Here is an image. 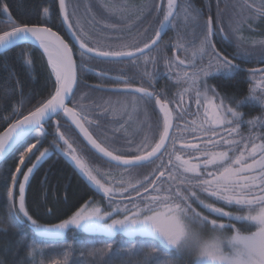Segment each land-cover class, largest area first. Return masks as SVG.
Segmentation results:
<instances>
[{
    "label": "snow or ice",
    "instance_id": "1",
    "mask_svg": "<svg viewBox=\"0 0 264 264\" xmlns=\"http://www.w3.org/2000/svg\"><path fill=\"white\" fill-rule=\"evenodd\" d=\"M0 16V234L12 264H264V0H40L20 19L0 0ZM37 51L41 92L18 75L38 82ZM246 104L260 115L245 119ZM52 157L93 195L65 208L50 166L34 205ZM192 225L213 238L199 253ZM69 232L102 239L73 258Z\"/></svg>",
    "mask_w": 264,
    "mask_h": 264
},
{
    "label": "trees",
    "instance_id": "2",
    "mask_svg": "<svg viewBox=\"0 0 264 264\" xmlns=\"http://www.w3.org/2000/svg\"><path fill=\"white\" fill-rule=\"evenodd\" d=\"M40 0H7V3L9 4L10 10H12L13 16L17 19H20L22 16L27 17L28 15H31L34 10L37 8ZM4 19V17L0 16V20ZM62 34H64L62 32ZM66 39L70 41L68 36H65ZM71 42V41H70ZM35 62H36V71L33 73V77L38 80L37 83H32L27 79V77L23 74V72L18 71V75L22 80H25L26 82V90L29 88H34L37 92H41V89L43 88V85L45 83V77H44V59L41 58V54L39 51L35 52ZM46 59V58H45ZM94 64L97 62H93ZM99 67H108V65L99 64ZM161 71H163V68L161 67ZM7 77V72L2 66V62H0V95L3 94V85L4 81ZM85 79H87L89 82H94V78L91 74H88L85 76ZM167 84L166 79H162L158 87H163ZM227 90L232 89L233 85L230 86L229 83L226 82ZM234 88V87H233ZM241 91H244V84L238 87ZM175 91V89H173ZM232 91V90H231ZM43 94V93H41ZM95 95L100 96L104 95L103 93H95ZM17 100V97L13 95L11 99L7 100V105L11 106L12 104H15ZM7 113H5L6 115ZM65 131L68 133V135L74 139L77 140L80 147H83L82 139L77 135L76 132L72 131L71 129H65ZM47 147V144L44 145ZM22 150V149H21ZM34 159V157H33ZM98 164H103L102 161H96ZM14 164L13 159H7L6 163L4 164V167H9ZM52 167V173L53 175L50 177V183L55 186L57 180H59V192L58 195H63L64 192V186L67 185V190L70 195V199L68 202V205H65V208L70 206L71 204H74L77 200H80V202L83 201V199H87L88 196L93 195V192L90 190V187L85 183L84 180L81 179L79 175H77L71 164L65 160V158H58V157H52L49 159L46 163L43 164L40 171L37 173L36 178L32 182V187L28 192L29 200L35 205L42 197V193L39 188V181L43 176L44 170L48 169L49 167ZM107 167V165H104ZM3 211V189L0 187V212ZM42 222H48L47 220H44ZM101 237H97L94 235H89L85 233H77L75 236V240L73 239V234L69 232L67 234V243L73 244L74 246V254L73 258H79V254L82 251H86L87 248L92 247V244H88L86 242L93 241V240H100ZM117 240L123 239L121 236L116 237ZM95 247H100L101 244L96 243L94 245ZM15 249L12 246L11 238L5 237L3 234H0V258H2L5 261V264H12V261L16 258L14 255ZM54 254V253H53ZM192 257L185 256L182 259H180L179 264H192ZM82 264H84V261L82 260Z\"/></svg>",
    "mask_w": 264,
    "mask_h": 264
},
{
    "label": "flooded vegetation",
    "instance_id": "3",
    "mask_svg": "<svg viewBox=\"0 0 264 264\" xmlns=\"http://www.w3.org/2000/svg\"><path fill=\"white\" fill-rule=\"evenodd\" d=\"M258 31H264V26L258 28ZM168 35H171V33L169 32ZM165 39H167V36H165ZM162 79H164V78H161L160 79L159 84H160V82H161ZM210 82L211 83H216V81H210ZM226 82L229 83L230 86L231 85H234L233 86L234 88L231 87L232 89H230V87H229V90H227L226 87H224V88L221 89L222 91L235 92V91H237V89H238L239 86L242 87V85L244 84V91H240L239 94L240 95L247 94V88H248V83L247 82L237 84V83H235L233 81H225L224 83L226 84ZM159 84H158V86H159ZM241 111H243L245 113V119L252 118L253 116L260 115V113H261V109L259 108V106L254 105V104H246V105H244L242 107Z\"/></svg>",
    "mask_w": 264,
    "mask_h": 264
},
{
    "label": "clouds",
    "instance_id": "4",
    "mask_svg": "<svg viewBox=\"0 0 264 264\" xmlns=\"http://www.w3.org/2000/svg\"><path fill=\"white\" fill-rule=\"evenodd\" d=\"M212 237H204L197 225H192L189 230V244L199 253L203 250L204 246L212 240Z\"/></svg>",
    "mask_w": 264,
    "mask_h": 264
},
{
    "label": "water",
    "instance_id": "5",
    "mask_svg": "<svg viewBox=\"0 0 264 264\" xmlns=\"http://www.w3.org/2000/svg\"><path fill=\"white\" fill-rule=\"evenodd\" d=\"M68 38L70 39V41H71V37L70 36H68ZM72 42V41H71ZM4 158L3 157H0V160H3ZM69 162V161H68ZM70 163V162H69ZM71 164V163H70ZM86 183V182H85ZM87 184V183H86ZM88 185V184H87ZM89 186V185H88ZM90 187V186H89Z\"/></svg>",
    "mask_w": 264,
    "mask_h": 264
}]
</instances>
